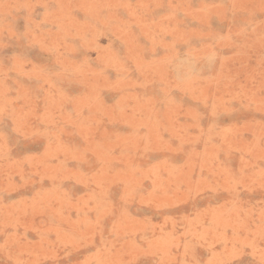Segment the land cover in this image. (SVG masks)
<instances>
[{"label":"rangeland","instance_id":"374dc122","mask_svg":"<svg viewBox=\"0 0 264 264\" xmlns=\"http://www.w3.org/2000/svg\"><path fill=\"white\" fill-rule=\"evenodd\" d=\"M0 264H264V0H0Z\"/></svg>","mask_w":264,"mask_h":264},{"label":"bare ground","instance_id":"6f19581e","mask_svg":"<svg viewBox=\"0 0 264 264\" xmlns=\"http://www.w3.org/2000/svg\"><path fill=\"white\" fill-rule=\"evenodd\" d=\"M224 3V2H223ZM222 4V3H221ZM228 4V3H227ZM232 6V5H231ZM232 9V8H231ZM184 14V13H183ZM232 17V16H231ZM229 22V21H228ZM229 24V23H228ZM254 24V23H253ZM250 27V26H249ZM247 30V29H246ZM245 32H248V30L247 31H245ZM232 36V35H231ZM186 45V44H185ZM216 48V47H215ZM222 50V49H221ZM186 51V50H185ZM260 51V50H259ZM251 53V52H250ZM185 54V53H184ZM218 54V53H217ZM221 56V55H220ZM183 59V58H182ZM249 62H250V60H249ZM215 65V64H214ZM233 68V67H232ZM233 70V69H232ZM223 116V115H222ZM217 122V121H216Z\"/></svg>","mask_w":264,"mask_h":264}]
</instances>
